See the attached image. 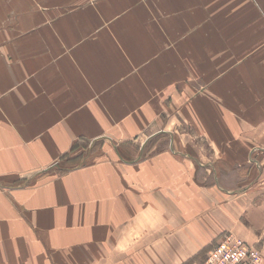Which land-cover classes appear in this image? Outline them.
<instances>
[{
    "label": "crops",
    "instance_id": "1",
    "mask_svg": "<svg viewBox=\"0 0 264 264\" xmlns=\"http://www.w3.org/2000/svg\"><path fill=\"white\" fill-rule=\"evenodd\" d=\"M253 7L264 0H0V264H186L225 232L264 264ZM167 102L202 148L163 122ZM83 138L116 143L50 172Z\"/></svg>",
    "mask_w": 264,
    "mask_h": 264
},
{
    "label": "rangeland",
    "instance_id": "2",
    "mask_svg": "<svg viewBox=\"0 0 264 264\" xmlns=\"http://www.w3.org/2000/svg\"><path fill=\"white\" fill-rule=\"evenodd\" d=\"M250 10H251V19H252L251 22L253 23V25H255L256 21L259 18H264V12H263L264 10H262L261 8H259V7H257V8L253 7ZM260 10H261V12H260ZM262 28H263V31L262 32L260 31V33H259V34H262L261 38H259V40H260L259 42L262 43V44L259 45V48L257 50V53H259V55H261V54L264 55V26L263 25H259V29L261 30ZM262 50H263V53L261 52ZM254 52H256V51H252V53H254ZM257 56L258 55L253 56V58H256ZM253 58H250L248 56H243L242 57V67L243 68H255V65H254L253 60H252ZM261 60H264V59H261ZM242 67L240 66V68H242ZM256 68H259V67L256 66ZM260 68H264V64ZM168 100L170 101V98H168ZM167 103L168 104L165 107H163V110H165L163 112V117H164L163 118V122L165 123V120L167 119L166 124L170 128L172 127V129H175V127H178V132H180L181 134H183V135L180 136L181 138H179V143L180 144H183V145L184 144H189V146L190 145L191 146H195L196 145L197 147H201L203 144L205 145L204 142L201 143V139L199 137H194L191 134V130H189L188 128H186L184 121L178 122V121H176L175 116H173V119L170 122V102H167ZM174 107L175 108H180L181 107V104H175ZM179 110L181 111V108ZM165 112H167V114H165ZM106 123H107L108 126L109 125L111 126L113 124V122H106ZM98 124L100 125L101 122H98ZM112 127H115V125H113ZM112 127H110V129ZM186 131H189V132L186 133ZM186 134H189L192 137H190V136H188ZM176 138H178V137L175 135V137H173L174 143L176 142ZM101 139L102 138H99L97 140H94L93 142H90L89 140H85L83 138V139H80V140L76 141V143L72 146L71 150L69 152L63 154L62 158H60V160L57 163V165L54 166L53 169L50 170V172L51 171H56L57 173H64L65 172V169H67V168H71V167H74V166L85 165V164L91 163L92 161H95L96 159H99V158L103 157V155H104L103 152H105V150H103V152H102V149H112V146H111L112 144L111 143H116V142L109 143V142H107V141H105L103 139L101 140ZM156 143L157 144L159 143V144H161V146H163L165 143H169V141H168V139H166V141L165 140H162V141L159 142L157 139L156 140L153 139V140H151L149 142V144H151V145H154ZM133 144H135V143H133ZM105 145H108L109 147L103 148ZM121 147H122V145H119L118 149H120ZM124 147L125 146H123L122 149H124ZM257 149L258 148H256V150H254V152H252V153H254V154L257 153V156H260L263 152L260 153L259 152L260 150H257ZM150 151L146 152L145 155H147V156L148 155H151L153 152H150ZM106 154L107 155H111V153H106ZM70 155H72L71 158H73V159H71V158L70 159H63V158H69ZM123 155H124V157H127V154H123ZM133 155H136V154L133 153ZM58 166H59V169H57ZM259 167L264 170V164H261ZM46 172H48V171L40 172L41 174L38 173L37 174L38 175L37 177L44 176V174H46ZM206 174H205V172L203 173V170L202 171H200V170L199 171H196V179L199 182V184L209 185V184L213 183L214 180L216 179L215 175L217 173L212 172V173H210V176H207ZM241 175H243L242 172H241ZM229 179H230L229 177H226V178L225 177H222L221 178V181L225 182V186H227V187H233V186H235V184L231 180H229ZM246 186L247 185L239 186V189L238 190H244ZM225 233H229V232H225ZM232 235H234L235 237H238L235 234H232ZM220 237H221V235H220ZM220 237H218L215 240V242L204 253H202L201 255L196 256L195 258L191 259L186 264H204V261L206 259L207 252L216 244L217 240ZM255 247L258 249V251L260 253V256H261V259H262V264H263V254H262L261 247L260 246H255Z\"/></svg>",
    "mask_w": 264,
    "mask_h": 264
},
{
    "label": "built area",
    "instance_id": "3",
    "mask_svg": "<svg viewBox=\"0 0 264 264\" xmlns=\"http://www.w3.org/2000/svg\"><path fill=\"white\" fill-rule=\"evenodd\" d=\"M204 264H262L258 249L232 233L222 234L207 252Z\"/></svg>",
    "mask_w": 264,
    "mask_h": 264
}]
</instances>
